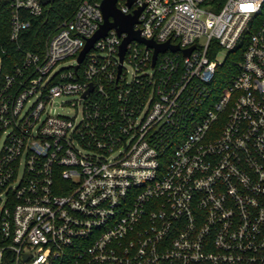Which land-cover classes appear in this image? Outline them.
<instances>
[{
  "label": "built area",
  "instance_id": "built-area-1",
  "mask_svg": "<svg viewBox=\"0 0 264 264\" xmlns=\"http://www.w3.org/2000/svg\"><path fill=\"white\" fill-rule=\"evenodd\" d=\"M46 5L13 0L12 43ZM117 7L179 50L122 61L112 28L80 62L105 22L88 0L43 53L5 71L0 50V264H264V0Z\"/></svg>",
  "mask_w": 264,
  "mask_h": 264
},
{
  "label": "trees",
  "instance_id": "trees-1",
  "mask_svg": "<svg viewBox=\"0 0 264 264\" xmlns=\"http://www.w3.org/2000/svg\"><path fill=\"white\" fill-rule=\"evenodd\" d=\"M85 0H52L45 6V12L40 17L32 19L31 28L21 37L19 44L10 40V25L13 0H0V50L7 49L5 55V71H11L21 62L22 53H43L48 34L53 32L56 26L63 20L72 17L79 5ZM93 3H101L103 0H88ZM226 0H221L224 3ZM245 44L228 54L225 62L218 68V74L214 87L224 92L232 83L234 77L240 71L243 60Z\"/></svg>",
  "mask_w": 264,
  "mask_h": 264
},
{
  "label": "water",
  "instance_id": "water-1",
  "mask_svg": "<svg viewBox=\"0 0 264 264\" xmlns=\"http://www.w3.org/2000/svg\"><path fill=\"white\" fill-rule=\"evenodd\" d=\"M44 4H49L52 0H42ZM119 0H103L101 2V9L103 11L105 22L100 28V30L88 40L85 49L82 51L79 57V61L82 62L87 55V53L94 47L95 43L107 36L109 30L116 28L119 34L127 33L128 36L125 38L121 46V59L124 60L128 45L134 41L139 40L149 47L155 48L154 54V64L158 58L159 53L166 52L168 49L174 51L179 50V45H172L170 42L157 43L153 39H146L141 36L139 30H135V25L139 22V17L144 10V8H139L134 11L133 14L126 15L118 7L117 3ZM134 0H128V5L132 6ZM113 19V20H112ZM192 48L186 51V54H190Z\"/></svg>",
  "mask_w": 264,
  "mask_h": 264
},
{
  "label": "rangeland",
  "instance_id": "rangeland-1",
  "mask_svg": "<svg viewBox=\"0 0 264 264\" xmlns=\"http://www.w3.org/2000/svg\"><path fill=\"white\" fill-rule=\"evenodd\" d=\"M222 56H224V54L222 55ZM62 100H64V99H62ZM60 101V100H59ZM61 102V101H60ZM61 112H63V113H70V112H68V111H66V110H61Z\"/></svg>",
  "mask_w": 264,
  "mask_h": 264
}]
</instances>
